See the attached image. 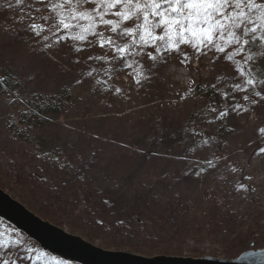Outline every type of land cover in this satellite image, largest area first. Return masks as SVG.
I'll list each match as a JSON object with an SVG mask.
<instances>
[{
  "label": "rangeland",
  "instance_id": "374dc122",
  "mask_svg": "<svg viewBox=\"0 0 264 264\" xmlns=\"http://www.w3.org/2000/svg\"><path fill=\"white\" fill-rule=\"evenodd\" d=\"M9 2L14 7L8 8ZM94 7L95 3L85 5L88 10ZM20 20L15 0H0V67L5 64L11 70L26 94L45 95L67 88L72 100L64 111L46 117L51 125L43 134L35 131L30 135L32 142L38 139L50 148L55 143L62 150L36 158L34 147L7 130L15 116L16 100L0 90V189L42 220L108 251L147 258L167 255L230 260L244 251L264 248V153H259L264 148L260 131L264 129V103L246 105L249 110L243 114L230 112L225 120L212 121L210 104L194 94L195 83L213 88L224 108L225 86L217 77L229 82L233 77L231 65L218 58L220 54L209 52L197 60L191 47L181 45L180 53H171L165 62L154 64L137 57L141 63L131 69L109 73L108 57L113 52L107 45L100 48L98 37L89 35L82 44L68 40L45 50L40 38L24 30L29 20ZM97 31H103L105 38L113 35L102 27ZM77 45L83 51H74ZM183 53L191 57L190 62L181 63ZM260 65L264 68V59ZM142 72L148 79L138 85ZM243 95L239 93L237 98L246 103ZM203 141L209 142L207 147ZM67 152L78 163L83 156L92 160L88 169L78 170L77 182L67 187L70 190L81 187L83 176L92 188L135 190L162 201L167 209L165 201L178 200L182 203L178 216L173 212L176 217L171 214L168 219L171 212L155 206L156 211H150L151 217L145 219L151 235L138 240L122 235L125 231L93 236L92 227L86 231L83 223L80 226L74 220L75 214L63 212L68 199L50 198L53 214L49 216L45 202L37 200L28 181L20 177L30 171L42 194L49 197L53 183L61 180L58 165ZM215 157L225 159L215 160V167L206 163ZM10 166L18 169L16 174ZM240 185L247 191L238 192ZM228 212L232 213L226 218L231 227L223 229L218 224L220 215ZM0 245L6 246L0 247V264L5 259L9 264L13 260L21 264V256L26 257L23 264H76L43 251L2 219Z\"/></svg>",
  "mask_w": 264,
  "mask_h": 264
},
{
  "label": "snow or ice",
  "instance_id": "6c2138e0",
  "mask_svg": "<svg viewBox=\"0 0 264 264\" xmlns=\"http://www.w3.org/2000/svg\"><path fill=\"white\" fill-rule=\"evenodd\" d=\"M37 3L42 7H37ZM88 3H95V7L88 10L85 8ZM7 7L14 5L9 2ZM15 7L21 13L19 22L25 17L29 20L24 30L40 38L45 50L68 40L82 44L89 35L98 37V46L107 45L113 52L108 57L109 73L131 69L135 63H141L137 57H146L154 64L165 62L171 53H180L181 45L191 47L197 60L209 52L220 54L218 58L231 65L233 78L229 82L217 77L224 82L225 103L223 109L210 108L212 121H223L230 112L243 114L249 110L246 105L264 103V75L261 74L264 68L260 65L264 59V0H15ZM82 21L88 23L85 25ZM130 22V26H124ZM101 27L113 35L105 38L103 31H97ZM74 51L79 53L83 48L77 45ZM183 57L182 64L190 62L187 53ZM140 75L141 79L136 80L138 85L148 79L143 72ZM239 93L244 94L242 100L246 103L237 98ZM260 131L264 133V129ZM208 143L203 141L205 147ZM259 153H264V148ZM222 159L225 157H215L206 163L215 167V160ZM80 179L86 182V177ZM242 189L247 191L243 185L236 190ZM96 223L102 225L103 221L98 219ZM19 260L23 264L26 257L21 256ZM3 264H9V260L5 259Z\"/></svg>",
  "mask_w": 264,
  "mask_h": 264
},
{
  "label": "trees",
  "instance_id": "16d2710c",
  "mask_svg": "<svg viewBox=\"0 0 264 264\" xmlns=\"http://www.w3.org/2000/svg\"><path fill=\"white\" fill-rule=\"evenodd\" d=\"M0 73L3 74L2 78H0V90L7 95L15 96L14 100H16L14 101L15 116H13V120L7 126V130L13 132L16 138L22 139V143L26 142L34 147L32 150L36 158L40 156L46 157V155L54 153L55 150H62V147L55 145V143L50 148L49 146L46 147L38 139L35 140L36 142H32L30 135L36 134L35 131L43 134L44 129L51 125L46 117L51 113L64 111L68 104L67 102L72 100L71 91L67 88H62L57 92L45 95L41 93L26 94L24 85L13 77L11 70L5 64L1 65ZM194 94L207 100L211 107L215 106L220 109L223 107L221 96L213 88L195 83ZM78 162L73 161L71 152L66 153L62 162H59L60 165H58V169L61 172V180L53 183L51 188L53 191H50L49 197H45L42 194L41 187L35 182L36 178L30 171L24 173L25 176L20 177L22 181H28L30 191L35 198L45 202V212L49 216H52L53 210L50 198H60L58 201L68 199L62 206L63 212L69 211L71 214H75L74 220L78 221L80 226L83 223L82 227L88 228L86 231H90L92 227L93 236L103 233L107 235L121 234L122 231H125L126 233H122V235L126 234L130 238L137 237L136 239L138 240V237L145 239V236L149 237L151 235V228L148 230L145 220L151 217L152 212L150 211H156L155 208L162 209L164 212L169 210L171 212L168 213L167 218L169 219L171 214L175 218L181 209L182 203L178 200L165 201V207L169 208L167 209L163 207L162 201H154L148 194L141 195L135 190L133 193H127L122 189H112L107 186L105 188H92L88 180L86 182L83 180L81 187H75L74 190H70L67 187L68 185L71 187L77 182L78 170L83 167L88 169L92 160L91 157L83 156L80 163ZM10 168H14V173L16 172L17 168L15 169V167L11 166ZM18 169L21 170L20 167ZM6 170L13 174L9 169ZM104 201H108V203H104ZM173 212L176 214L174 215ZM231 215L232 213L229 212L220 215L218 224L223 229L228 228L227 226L231 227L229 219H226L228 216L231 217ZM98 219L103 221L102 225L96 223ZM120 220L124 221V223L119 224L118 221ZM90 234L89 232L87 233L88 236Z\"/></svg>",
  "mask_w": 264,
  "mask_h": 264
},
{
  "label": "water",
  "instance_id": "95a60500",
  "mask_svg": "<svg viewBox=\"0 0 264 264\" xmlns=\"http://www.w3.org/2000/svg\"><path fill=\"white\" fill-rule=\"evenodd\" d=\"M0 219L14 226L39 244L40 248L62 260L76 264H264V248L247 250L230 260L214 257H177L158 255L151 258L122 251H108L80 236L70 234L29 211L23 204L0 189Z\"/></svg>",
  "mask_w": 264,
  "mask_h": 264
}]
</instances>
